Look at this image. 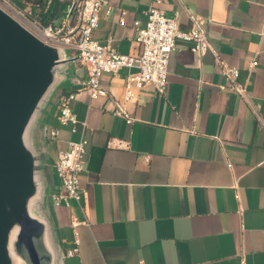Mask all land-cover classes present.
Instances as JSON below:
<instances>
[{"label": "crops", "instance_id": "crops-1", "mask_svg": "<svg viewBox=\"0 0 264 264\" xmlns=\"http://www.w3.org/2000/svg\"><path fill=\"white\" fill-rule=\"evenodd\" d=\"M14 1L36 11L35 0ZM152 5L180 30L189 13L209 21L211 50L199 57L178 39L165 96L131 85L132 124L112 112L135 70L102 76L109 98L78 91L75 126L61 125L53 108L47 129L60 133L45 141L52 193L61 190L60 153L82 135L87 141L82 205L54 209L63 264H264V0H109L92 39L139 55L134 22L144 24ZM217 59L238 69L245 98L228 88ZM75 69L62 92L87 81L80 61ZM76 238L79 253L66 257Z\"/></svg>", "mask_w": 264, "mask_h": 264}, {"label": "water", "instance_id": "water-1", "mask_svg": "<svg viewBox=\"0 0 264 264\" xmlns=\"http://www.w3.org/2000/svg\"><path fill=\"white\" fill-rule=\"evenodd\" d=\"M79 61L0 8V264H63L45 135Z\"/></svg>", "mask_w": 264, "mask_h": 264}, {"label": "built area", "instance_id": "built-area-1", "mask_svg": "<svg viewBox=\"0 0 264 264\" xmlns=\"http://www.w3.org/2000/svg\"><path fill=\"white\" fill-rule=\"evenodd\" d=\"M59 1L63 7L62 19L60 23L53 22L49 25L43 24L32 5L23 6L14 0H0V8L44 43L67 49L71 55L80 57V63L86 70L87 81L82 83L78 90L62 92L57 103V117L63 126H75L78 123L72 108L78 91L85 90L90 99L109 98V93L101 85V78L104 74H116L123 69L135 70V72L128 75L124 100L122 102L113 100L115 109L112 114L126 119L127 124H132L135 119L129 116L125 108L126 103L134 99L131 85L142 87L145 84H152L159 96H165L169 89V61L176 50L178 39L192 43L190 50L199 57H204L211 50L209 21L189 13L190 27L180 30L176 19L168 18L163 10L152 5L146 13L147 19L144 24L140 21L134 22L137 41L141 45L140 54L135 57L123 55L109 44L100 45L91 37L99 26L102 12L109 14L111 11L109 0ZM124 16L125 12H122V17ZM120 24L125 25L123 19ZM216 63L228 79V88L245 98L247 89L238 82V69L229 67L218 59ZM256 66L257 61L253 60L249 68L252 70ZM59 133V128L49 127L46 131V139L54 141L59 137ZM86 145L87 141L82 135L80 141L69 143L68 149L60 153L55 163V170L62 191H53L51 197L53 209L70 208L74 202L79 206L82 205L80 175L84 170ZM71 224L76 228L79 222L73 220ZM78 253L79 240L76 238L74 246L65 251V256L74 257Z\"/></svg>", "mask_w": 264, "mask_h": 264}, {"label": "trees", "instance_id": "trees-1", "mask_svg": "<svg viewBox=\"0 0 264 264\" xmlns=\"http://www.w3.org/2000/svg\"><path fill=\"white\" fill-rule=\"evenodd\" d=\"M36 15L45 25L57 22L62 17V4L59 0H35Z\"/></svg>", "mask_w": 264, "mask_h": 264}, {"label": "rangeland", "instance_id": "rangeland-1", "mask_svg": "<svg viewBox=\"0 0 264 264\" xmlns=\"http://www.w3.org/2000/svg\"><path fill=\"white\" fill-rule=\"evenodd\" d=\"M61 19H62V17L60 18V20H59V21H57V23H60Z\"/></svg>", "mask_w": 264, "mask_h": 264}]
</instances>
